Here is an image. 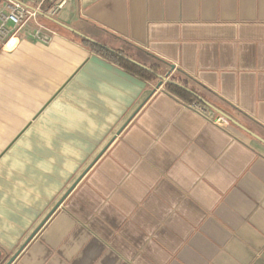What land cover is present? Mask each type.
Instances as JSON below:
<instances>
[{
    "label": "crops",
    "instance_id": "obj_1",
    "mask_svg": "<svg viewBox=\"0 0 264 264\" xmlns=\"http://www.w3.org/2000/svg\"><path fill=\"white\" fill-rule=\"evenodd\" d=\"M42 21L49 40L0 42L3 260L103 152L12 264H264V0H69Z\"/></svg>",
    "mask_w": 264,
    "mask_h": 264
},
{
    "label": "built area",
    "instance_id": "obj_2",
    "mask_svg": "<svg viewBox=\"0 0 264 264\" xmlns=\"http://www.w3.org/2000/svg\"><path fill=\"white\" fill-rule=\"evenodd\" d=\"M69 0H0V42L7 44L15 37L30 36L34 40H49L52 31L42 18L55 20ZM189 106L205 115L213 123L227 126L230 120L216 117L205 104L195 101Z\"/></svg>",
    "mask_w": 264,
    "mask_h": 264
},
{
    "label": "trees",
    "instance_id": "obj_3",
    "mask_svg": "<svg viewBox=\"0 0 264 264\" xmlns=\"http://www.w3.org/2000/svg\"><path fill=\"white\" fill-rule=\"evenodd\" d=\"M77 37L80 39V41L91 47L93 50L98 52L99 54H102L103 56L107 57L110 60H113L119 64H121L123 67L127 68L128 70L133 71L134 73L148 79V80H156L157 77H159V72L157 67L152 66V67H142L133 61H131V58H129L128 55H126L122 50L116 49V48H111L108 47L104 44H100L98 42H95L85 36L77 35ZM169 87L174 89L177 93H180L181 95L185 94V89L190 91L193 95L197 96L199 99L202 98L196 92L193 90H189L185 88V84L180 83H174L171 80L169 82H166Z\"/></svg>",
    "mask_w": 264,
    "mask_h": 264
},
{
    "label": "water",
    "instance_id": "obj_4",
    "mask_svg": "<svg viewBox=\"0 0 264 264\" xmlns=\"http://www.w3.org/2000/svg\"><path fill=\"white\" fill-rule=\"evenodd\" d=\"M72 31H74L72 28H70ZM131 61H133L134 63L145 67L144 65H142L141 63L137 62L136 60L131 59ZM162 79H166L164 77H162ZM201 101H203V103H205L206 105H208L209 107H211L213 110L217 111L219 114L225 116L226 118H228L231 122H233L234 124H236L237 126H239L240 128H242L243 130H246L247 132L251 133L247 128H245L243 125H241L239 122H237L233 117H231L230 115H228L226 112H224L223 110L215 107L214 105H212L211 103L207 102L206 100H204L203 98H200ZM252 135H254L256 138L262 140L261 138H259L258 136H256L255 134L252 133ZM263 141V140H262ZM264 142V141H263ZM105 150V149H104ZM103 150V151H104ZM103 152H101L94 160L93 162L82 172V174H80V176L74 181V183L70 186V188L67 190V192L62 196V198L56 203V205L53 207V209L49 212V214L45 217V219L37 226V228H35V230L31 233V235L27 238V240L25 241V243L4 263V264H12L15 259L19 256V254L21 253V251L24 249V247L28 244V242L36 235V233L40 230V228L43 226V224L47 221V219L49 218V216L55 211V209L62 203V201L64 200V198L69 194V192L77 185V183L83 178V176L88 172V170L92 167V165L97 161V159L100 157V155ZM2 258V251L0 249V260Z\"/></svg>",
    "mask_w": 264,
    "mask_h": 264
},
{
    "label": "rangeland",
    "instance_id": "obj_5",
    "mask_svg": "<svg viewBox=\"0 0 264 264\" xmlns=\"http://www.w3.org/2000/svg\"><path fill=\"white\" fill-rule=\"evenodd\" d=\"M154 81V80H153ZM5 257V256H4ZM5 260H3V258H1L0 264H4Z\"/></svg>",
    "mask_w": 264,
    "mask_h": 264
},
{
    "label": "flooded vegetation",
    "instance_id": "obj_6",
    "mask_svg": "<svg viewBox=\"0 0 264 264\" xmlns=\"http://www.w3.org/2000/svg\"><path fill=\"white\" fill-rule=\"evenodd\" d=\"M1 261V260H0Z\"/></svg>",
    "mask_w": 264,
    "mask_h": 264
}]
</instances>
